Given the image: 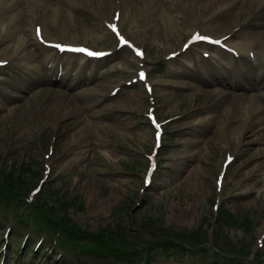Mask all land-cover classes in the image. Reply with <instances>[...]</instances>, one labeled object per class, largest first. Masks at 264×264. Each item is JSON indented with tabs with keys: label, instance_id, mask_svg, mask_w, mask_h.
I'll use <instances>...</instances> for the list:
<instances>
[{
	"label": "rangeland",
	"instance_id": "rangeland-1",
	"mask_svg": "<svg viewBox=\"0 0 264 264\" xmlns=\"http://www.w3.org/2000/svg\"><path fill=\"white\" fill-rule=\"evenodd\" d=\"M87 1L48 38L111 52L82 70L79 58L41 55L25 22L18 30L41 72L0 42L9 62L0 67V264H264V138L251 142L264 134V79L233 89L215 77L219 49L183 52L194 31L252 37L264 29L258 3L233 18L226 5L202 15L192 0L170 10L160 0ZM120 36L144 56L118 47ZM259 52L256 65L235 61L232 71L263 73ZM50 54L71 66L42 70ZM258 95L254 113L245 98ZM153 109L164 129L155 155Z\"/></svg>",
	"mask_w": 264,
	"mask_h": 264
},
{
	"label": "bare ground",
	"instance_id": "bare-ground-1",
	"mask_svg": "<svg viewBox=\"0 0 264 264\" xmlns=\"http://www.w3.org/2000/svg\"><path fill=\"white\" fill-rule=\"evenodd\" d=\"M135 1H142V0H135ZM144 2L152 3L151 0H143ZM162 1V4L167 5L166 9L170 10L171 7L178 6L179 4L185 2V0H167L166 3H164V0ZM193 4L198 6V10L202 15L207 16L208 14H216L220 10V8H223L225 6V11H227V14L231 17H236L240 14H245V9L247 6L253 2L258 3L259 8V17H264V0H192ZM88 3L87 0H26L24 2V6L20 7L21 0H0V42L3 46H5V50L9 49L12 53L14 52L15 55L18 57L20 52H25L20 60L22 62V65H24L28 70H34L37 72H41L40 66L37 64V55L35 52L29 51V45L31 42V39L27 40L25 39V36H23L22 33L18 30L19 25H21L23 22L28 24L29 28H32L33 30H42L43 37L46 38L45 43H58L56 41H50L48 38L50 37V33L54 29H60L64 27V31L66 30V24H64V20L62 19V14L65 16L67 15L68 20H70V17H75V12H79L81 10L80 6L82 3ZM52 6L50 9L49 7ZM222 5V7H219ZM19 8L21 11L19 12ZM152 9L153 6H150ZM164 8V6H163ZM165 9V8H164ZM154 10V9H153ZM244 10V12H243ZM258 17L251 20V22L248 24L250 27L258 26V23H255ZM201 22H198V26L201 25L205 20L201 19ZM36 21V22H35ZM42 21V23H41ZM67 21V20H66ZM70 27V22L67 21ZM262 24V23H261ZM247 25V27H248ZM261 27H264V25H261ZM68 29V28H67ZM243 29V27H242ZM84 36L85 38L93 39L92 33L94 34L93 30L90 31L87 28L84 29ZM30 36H31V30H28ZM243 38L241 39V42L235 43L234 40L227 42L229 45V49H235L239 55L241 56H248L251 60L252 58L257 59V57L261 54L259 51H264V29H261L257 32H255L252 37L246 38L244 35L248 34H242ZM92 36V37H91ZM235 36V34H234ZM233 36V37H234ZM220 40V38H216ZM255 41L259 42V47L254 43ZM232 44V47H230V44ZM64 45H70L69 43H64ZM258 48L260 50L258 51ZM225 49L222 51H219V56H221L222 59L225 60H231L236 61L235 56L231 55L232 52ZM39 52L42 54H45V52H51L53 54V51L49 49L47 46L42 45L39 46ZM38 53V52H37ZM259 53V54H258ZM264 52H262L263 54ZM39 54V53H38ZM258 54V55H257ZM67 58H71L72 54H63ZM52 55H47L43 57L42 60V70L46 71L50 69L51 64L55 61L54 59H51ZM83 63L77 66V68H83L84 63H88L89 61L91 63L97 62L96 60H85L83 57L78 56ZM250 60L246 58H241L240 61L243 65H248V62ZM222 65V64H221ZM50 66V67H49ZM57 69L62 66V64L59 62L55 65ZM70 65L68 64V67ZM215 69L219 70L220 65H215ZM221 73L215 74V77L219 80H225L227 85H230L234 88H241V83L243 81L250 83L251 81H254L256 79L257 81H262L264 79V72L263 73H257V77L254 78L252 70L251 73H249L246 69L239 71L236 76H233L227 69L220 70ZM33 80L39 81L40 79L34 78ZM253 84L252 90H255V88L258 87V83L255 85ZM255 87V88H254ZM259 89V88H258ZM138 92V91H137ZM248 102V105L251 107L252 112L258 111V100H260L259 95L258 96H248V98H245ZM254 101V104L252 103ZM249 112V109L247 110ZM234 116V115H233ZM212 117V116H210ZM252 118V116L250 115ZM246 135L243 136V140ZM264 138V134L259 135L258 137H254L251 139L252 143L260 142ZM244 143V142H242ZM252 153H250L251 156L258 154L256 151L251 150ZM237 159H240V155L237 157ZM236 160V158H235ZM234 160V162H235ZM195 176L191 175L188 181H192ZM187 183V182H186ZM190 185L189 183H187Z\"/></svg>",
	"mask_w": 264,
	"mask_h": 264
},
{
	"label": "snow or ice",
	"instance_id": "snow-or-ice-1",
	"mask_svg": "<svg viewBox=\"0 0 264 264\" xmlns=\"http://www.w3.org/2000/svg\"><path fill=\"white\" fill-rule=\"evenodd\" d=\"M112 29H113L114 32L117 31L115 25L112 26ZM37 35H38V36L40 35V30H39V29H37ZM196 39H206V38H204V37H199V36H198V37H196ZM121 42H122L123 44H127V41H124L123 39L121 40ZM214 43H219V41H214ZM129 46H130V45H129ZM56 47H57V48H60L59 45H56ZM73 50H74V51H80V52H86V54L89 55V56L103 55L102 53H95V52L88 51V50H86V49H73ZM136 55L142 57V56H143V53L137 51V52H136ZM141 78H143V73H141Z\"/></svg>",
	"mask_w": 264,
	"mask_h": 264
},
{
	"label": "trees",
	"instance_id": "trees-1",
	"mask_svg": "<svg viewBox=\"0 0 264 264\" xmlns=\"http://www.w3.org/2000/svg\"><path fill=\"white\" fill-rule=\"evenodd\" d=\"M183 238H184V240H185L186 242H189V241H188L189 239H191V240H195V237H194L193 235H191L190 237L183 236ZM181 242H182V241H181ZM89 249H92V250H96V251H98L97 248H95V249H93V248H89ZM107 252H108V251H107Z\"/></svg>",
	"mask_w": 264,
	"mask_h": 264
}]
</instances>
